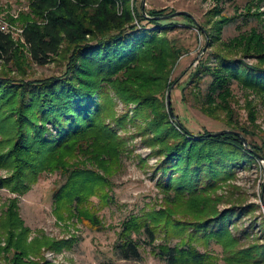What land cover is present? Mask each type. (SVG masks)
I'll list each match as a JSON object with an SVG mask.
<instances>
[{
  "label": "trees",
  "instance_id": "obj_1",
  "mask_svg": "<svg viewBox=\"0 0 264 264\" xmlns=\"http://www.w3.org/2000/svg\"><path fill=\"white\" fill-rule=\"evenodd\" d=\"M131 2L31 0V14L41 22L25 25L24 41L17 42L12 33L0 30L2 62L25 69L23 58L28 55L40 65L54 61L63 65L62 73L49 77L17 79L0 74V143L8 147L0 153V168L6 165L13 170L8 177L0 176V188L11 185L23 192L42 171L63 169L69 180L57 193L59 201L81 203L97 192L110 202L113 195L107 191V177L95 167L70 165L68 159L81 151L94 154L97 160L100 157L108 171L114 167L107 163L118 161L123 151L117 129L128 119L114 116V90L125 102L139 103L134 121L144 119L141 132L160 158L155 166L158 185L179 199L189 197L200 213L184 219L167 205L132 215L115 245L119 258L139 261L143 244L152 246L169 264H218L210 250L197 244L208 246L215 240L227 247L228 264H264L261 245L238 248L230 223L242 211L237 206L221 210L207 197L238 167L259 161L257 153L264 149L253 141L247 147L238 133L209 136L210 129L195 132L181 117L175 120L160 96L181 55L180 47L163 34L171 30L166 25L173 18H167L163 9H150L147 15L137 7L132 10ZM185 17L189 23L194 21L192 15ZM258 34L254 30L250 40ZM257 46V52L251 53L261 60L258 64L229 51L214 53L216 65L206 69L213 78L209 94L213 101L216 91L218 96L227 95L235 79L264 93V43L258 40ZM201 110L207 115L213 112L209 105ZM109 117L114 120L110 122ZM161 232L182 238L171 244L168 236L157 243ZM26 241L15 242L12 264H41L26 259L30 253ZM12 244L0 247V260Z\"/></svg>",
  "mask_w": 264,
  "mask_h": 264
},
{
  "label": "rangeland",
  "instance_id": "obj_2",
  "mask_svg": "<svg viewBox=\"0 0 264 264\" xmlns=\"http://www.w3.org/2000/svg\"><path fill=\"white\" fill-rule=\"evenodd\" d=\"M30 1L0 0V29L12 33L17 42L24 41L22 31L28 22H41L31 14ZM136 7L146 15L150 9H163L168 12L167 18L170 15L173 18L166 25L171 30L163 34L180 47L181 55L171 67L168 87L160 96L175 120L181 117L195 132L231 129L241 133L249 142L247 147H251L253 141L264 149V93L235 79L231 81L230 92L218 96L216 91L213 101L209 95L213 78L206 70L215 67L214 53L220 51L243 57L247 63L261 61L251 52L259 49L258 40L264 43V0H132V10ZM185 14L192 15L194 21L187 22ZM254 30L260 36L250 40ZM23 61L25 69L18 70L17 66L0 60V74L20 79L49 77L63 71V65L55 61L40 65L28 55ZM111 95L114 116H128L126 124L117 129L123 142L118 161L107 163L114 166L108 171L102 167L100 157L97 160L94 154L80 150L68 160L70 165L82 164L100 170L110 181L107 191L113 199L107 203L95 192L81 203L77 199L70 203L59 201L57 193L69 180L63 169L42 171L23 192L14 191L11 185L0 188V247L13 242L7 252H2L0 264H12L17 251L15 242L25 238L26 245L30 246L26 259L41 264H169L152 246L143 244L139 261L122 260L116 254L115 245L122 239L125 222L132 215L167 205L184 219L196 218L200 213L189 197L179 199L158 185L155 166L160 158L141 132L144 119L134 121L139 103L125 102L114 90ZM207 105L213 109L208 115L201 110ZM108 120L114 119L109 117ZM2 147L0 143V153L8 149ZM257 155L259 161L238 167L232 177L219 182V187L207 196L212 199L211 204L221 210L237 206L235 208L242 211L237 216L238 221L230 223L240 242L238 248L264 247V152ZM12 171L4 165L0 176L8 177ZM168 236L171 244L182 238L161 232L156 242H165ZM211 242L208 246L197 244L203 250H210L218 264H228L227 247L215 240Z\"/></svg>",
  "mask_w": 264,
  "mask_h": 264
},
{
  "label": "water",
  "instance_id": "obj_3",
  "mask_svg": "<svg viewBox=\"0 0 264 264\" xmlns=\"http://www.w3.org/2000/svg\"><path fill=\"white\" fill-rule=\"evenodd\" d=\"M170 103H171V100H170ZM225 132H234V133H238L241 135V133L235 132L231 129H222V131H212V132H209L208 135L209 136H220V135H223V133H225ZM241 137H242V140L245 141L246 145L249 146V142L246 141V139L242 135H241Z\"/></svg>",
  "mask_w": 264,
  "mask_h": 264
},
{
  "label": "built area",
  "instance_id": "obj_4",
  "mask_svg": "<svg viewBox=\"0 0 264 264\" xmlns=\"http://www.w3.org/2000/svg\"><path fill=\"white\" fill-rule=\"evenodd\" d=\"M1 31H3L2 29H0Z\"/></svg>",
  "mask_w": 264,
  "mask_h": 264
}]
</instances>
